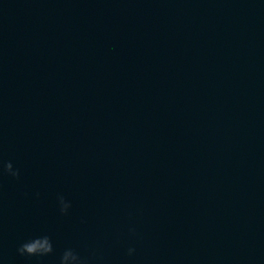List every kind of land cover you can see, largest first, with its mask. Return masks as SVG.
I'll return each instance as SVG.
<instances>
[{"label":"water","instance_id":"1","mask_svg":"<svg viewBox=\"0 0 264 264\" xmlns=\"http://www.w3.org/2000/svg\"><path fill=\"white\" fill-rule=\"evenodd\" d=\"M0 161V264H264V0H0Z\"/></svg>","mask_w":264,"mask_h":264},{"label":"clouds","instance_id":"2","mask_svg":"<svg viewBox=\"0 0 264 264\" xmlns=\"http://www.w3.org/2000/svg\"><path fill=\"white\" fill-rule=\"evenodd\" d=\"M8 175L15 178H19L20 171L18 168H14L11 161H0V176ZM58 209L61 214L66 215L71 208V201L67 200L63 194L57 195ZM129 233L133 236L136 235V229L134 227L129 228ZM18 253L22 256H36L44 257L53 254L55 249L48 235L35 237L23 242L17 249ZM134 247L127 249V254L131 256L135 252ZM97 259L95 251L89 255H81L76 249L68 247L65 248L59 257V264H93V261Z\"/></svg>","mask_w":264,"mask_h":264}]
</instances>
